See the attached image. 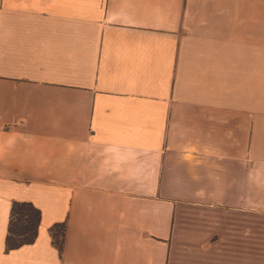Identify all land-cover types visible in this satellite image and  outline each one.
Segmentation results:
<instances>
[{
	"label": "crops",
	"instance_id": "1",
	"mask_svg": "<svg viewBox=\"0 0 264 264\" xmlns=\"http://www.w3.org/2000/svg\"><path fill=\"white\" fill-rule=\"evenodd\" d=\"M0 264H264V0H0Z\"/></svg>",
	"mask_w": 264,
	"mask_h": 264
},
{
	"label": "trees",
	"instance_id": "2",
	"mask_svg": "<svg viewBox=\"0 0 264 264\" xmlns=\"http://www.w3.org/2000/svg\"><path fill=\"white\" fill-rule=\"evenodd\" d=\"M41 212L31 203L14 202L10 212V222L6 236V251L32 245L38 238L41 223ZM66 224H56L50 229L52 244L63 256Z\"/></svg>",
	"mask_w": 264,
	"mask_h": 264
}]
</instances>
